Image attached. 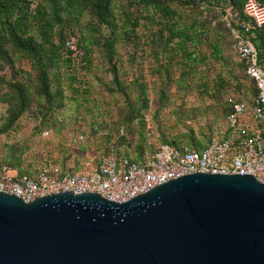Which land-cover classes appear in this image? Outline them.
<instances>
[{"label": "trees", "instance_id": "16d2710c", "mask_svg": "<svg viewBox=\"0 0 264 264\" xmlns=\"http://www.w3.org/2000/svg\"><path fill=\"white\" fill-rule=\"evenodd\" d=\"M244 5L245 0H44L33 6L29 0H0V102L7 106L0 137L10 134L27 115H34L41 126H52V121L61 123L65 113L73 121L79 120L73 119L70 112L73 107L79 111L83 103L89 102L88 73L92 70L93 53L99 50L112 75L108 91L120 94L127 106L121 121L128 131L118 135L116 152L119 157L142 161L148 150L156 151V144L149 142L153 128H148L146 120V112L150 110L149 83L143 74L147 53L159 78L170 83L176 81L179 87L188 89L193 67L210 60V55L206 56L199 48L204 40L214 51L212 58L218 62L224 59V42L232 37L235 43L232 30L224 20V9L234 7L241 12L239 24L234 27L250 38L264 63V26L245 32L241 23L249 19L243 13ZM72 41L85 53L82 59L73 56L68 46ZM121 48L133 49L129 52L133 70L130 79L121 64ZM24 61L30 63L29 70L19 67ZM240 66L246 73L243 61ZM212 82L213 86L205 80L200 94L222 102L223 116L227 117L231 108L223 96L231 82L220 74ZM237 83L236 91L240 94L243 89V93L245 85ZM252 83L251 91L255 94L256 84ZM167 95L162 91V110L167 108ZM209 110L218 116L216 107ZM160 112H157L159 118ZM186 117L185 110H172L167 119L180 123ZM132 134L138 138L135 145L129 139ZM107 139L110 144L105 154L109 153L112 142L111 137ZM204 139L190 129L172 139L164 136L157 144L203 149ZM21 154H9L5 164L19 169L21 176H33L22 168Z\"/></svg>", "mask_w": 264, "mask_h": 264}, {"label": "water", "instance_id": "95a60500", "mask_svg": "<svg viewBox=\"0 0 264 264\" xmlns=\"http://www.w3.org/2000/svg\"><path fill=\"white\" fill-rule=\"evenodd\" d=\"M0 264H264V184L198 173L125 203L0 193Z\"/></svg>", "mask_w": 264, "mask_h": 264}, {"label": "built area", "instance_id": "2783aa9c", "mask_svg": "<svg viewBox=\"0 0 264 264\" xmlns=\"http://www.w3.org/2000/svg\"><path fill=\"white\" fill-rule=\"evenodd\" d=\"M29 1L37 6L44 0ZM243 13L249 19L241 23L245 32L264 26V1L245 0ZM240 18L241 12L234 7L224 9V20L235 37L234 52L244 62L246 75L255 82L256 93L226 97L231 113L222 123L223 135L211 137L203 149L156 144V151L147 152L140 162L119 157L111 147L108 154L99 158L97 166L93 167L91 159L88 161L92 167L87 172H63L59 165L52 163L35 176H21L2 166L0 193L16 196L25 203L62 193H95L107 200L125 203L172 180L198 173L249 175L264 184V63L250 38L234 27ZM68 46L74 57L85 56L75 42H69ZM146 120L149 124L148 115ZM85 140L79 136L72 142Z\"/></svg>", "mask_w": 264, "mask_h": 264}, {"label": "rangeland", "instance_id": "374dc122", "mask_svg": "<svg viewBox=\"0 0 264 264\" xmlns=\"http://www.w3.org/2000/svg\"><path fill=\"white\" fill-rule=\"evenodd\" d=\"M207 15L211 17L212 14L207 13ZM215 26L216 22H213L212 27ZM211 35L213 37V34ZM228 39V42H224V59L219 62L212 58L214 51L207 40L200 44V51L208 57L210 55V60L193 67V79L190 80L188 89H184L183 86L179 87L180 85L176 81L170 83L165 78H159L154 73V69H156L155 63L147 53L144 58L146 67L143 70V74L149 83L150 110L146 112L150 117L148 125L153 128V132L149 136V142L155 145L162 142L164 136L167 139H172L178 136L181 131L187 128L190 130L191 128L185 125L184 121H224L226 118L223 116L224 104L212 96H202L200 94L205 80L211 82L210 84L213 86L212 81L220 74L231 82L232 86L224 94L223 100L229 94H239L235 89L238 86V81L245 85L244 92L252 93L251 87L253 83L240 66L241 60L234 52L232 37ZM120 50L123 52L121 64L124 73L128 72L130 79L133 70L129 63V52L133 51V49L124 48L123 50L121 48ZM92 60V70L88 73L90 76V94L87 100L89 102L83 103L79 111L73 107L70 112L72 116L74 115L73 119L77 118L79 120L73 121L65 113V120L70 119L72 121H60L61 123L52 121V126H41L40 121H25L21 128L15 130L16 134L12 132L9 135L0 137V163H5L9 154L22 153L21 160L24 158L25 162L31 165V169L38 171L45 164L51 163L45 162L46 153H50L52 149H58L56 156H65L69 164L74 165L69 172H87L92 165L88 164L85 159L90 156L98 159L105 155V151L110 144L107 137L112 138L111 147L117 149L119 145L118 135L126 134L128 131L123 121H121L127 109L126 102L120 94L109 93L108 87L111 86L112 75L108 72L109 65L106 64L99 50L93 53ZM19 67L29 70L30 63L24 61L19 64ZM84 73L83 71L82 75ZM176 76L178 78L179 74H176ZM234 76L238 78H234ZM162 91L168 94L166 100L167 108L163 110L160 109ZM211 91H213L212 94L215 93L214 87ZM212 107H216L217 117H215L214 111L209 110ZM159 110L161 111V118L157 116ZM172 110H185L187 117L180 124L175 123L173 125L171 123L172 120L167 119ZM6 111L7 106L0 102V125ZM58 117L61 118V116ZM103 118L107 119V121H103ZM95 119H98V121H94ZM94 124L95 126H93ZM46 132H49L50 136L44 135ZM64 132L69 137L64 136ZM79 136L85 137V143H74L69 147V139H78ZM129 139L132 140L134 145L138 142L135 134L130 135ZM205 140L202 141L203 145L208 142V140L207 142ZM120 145H124V143H120ZM148 152L152 151L148 150ZM52 163L60 164L59 158L53 157ZM80 166H83L84 169H80ZM95 166H97V162L93 164V167Z\"/></svg>", "mask_w": 264, "mask_h": 264}, {"label": "crops", "instance_id": "0c3cea01", "mask_svg": "<svg viewBox=\"0 0 264 264\" xmlns=\"http://www.w3.org/2000/svg\"><path fill=\"white\" fill-rule=\"evenodd\" d=\"M244 92V91H243ZM245 93V95H247L248 93H246V92H244ZM228 96V95H227ZM226 96V97H227ZM225 118V117H224ZM34 119H36V120H34ZM28 120H32V121H39L34 115H27L24 119H22L20 122H19V124H18V126L12 131V132H14L15 134H16V132H15V130L16 129H19V128H21V126L23 125V124H25V121H28ZM226 120V118L224 119V121ZM62 121H72V120H70V119H67V120H65V119H63ZM224 121H184V123H185V125H187L189 128H191V129H193L197 134H200L201 135V137H203V138H206L208 141H209V139L211 138V137H213V136H216V135H223V133H224V128H222V123L224 122ZM182 122V121H181ZM180 122V123H181ZM171 123L174 125L175 123L176 124H180V123H177V121H171ZM220 124V125H219ZM149 126V125H148ZM190 130L187 128L186 130H184V131H181L180 133H178V135H183V134H186V133H188ZM11 132V133H12ZM21 132V131H20ZM9 135V134H8ZM45 135V134H44ZM64 136H67V137H69L68 136V134L67 133H65L64 132V134H63ZM4 136V135H3ZM72 140L73 139H69V147H71L74 143L72 142ZM71 141V142H70ZM85 143V142H84ZM58 149H52L51 151H50V153H46V155H45V162H51V163H47V164H45L42 168H40L38 171H36V170H33V169H31L30 167H31V165H28L26 162H25V159L23 158V160H22V168L25 170V171H30V173L33 175V176H35V175H37L42 169H44V168H46V167H48L49 165H51L52 164V161H53V157H56V158H59V160H60V164L59 163H53V164H55V165H59L60 167H61V169L63 170V172H66V171H70V170H72V167L74 166V165H71V164H69V161H67L66 160V158L67 157H63L62 155H58V156H56V153H58V151H57ZM24 155V154H23ZM90 156V155H89ZM91 157V156H90ZM88 158L87 157V159H85V161H87V163H88V161L91 159L92 161H93V164L94 163H98V160H99V158L97 159V158ZM97 160V161H96ZM2 166H8V165H6L5 163H0V167H2ZM9 168H11V169H13L14 170V172L16 173V174H18V175H20L19 174V169H17V168H13V167H10V166H8ZM84 169V167L82 166H80V169ZM82 169V170H83ZM81 170V171H82ZM73 172V171H72ZM83 172V171H82Z\"/></svg>", "mask_w": 264, "mask_h": 264}]
</instances>
